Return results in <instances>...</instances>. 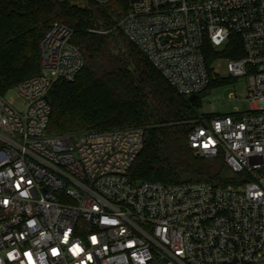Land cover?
<instances>
[{"label":"built area","instance_id":"obj_1","mask_svg":"<svg viewBox=\"0 0 264 264\" xmlns=\"http://www.w3.org/2000/svg\"><path fill=\"white\" fill-rule=\"evenodd\" d=\"M118 26L187 96L210 84L207 44L241 37L244 57L226 59L249 109L202 116L188 135L235 182L133 181L142 127L49 133L54 84L85 66L55 21L40 73L0 93V264H264V0H128Z\"/></svg>","mask_w":264,"mask_h":264},{"label":"trees","instance_id":"obj_2","mask_svg":"<svg viewBox=\"0 0 264 264\" xmlns=\"http://www.w3.org/2000/svg\"><path fill=\"white\" fill-rule=\"evenodd\" d=\"M128 0H0V93L41 70L43 36L55 21L74 29L73 41L83 50L85 66L73 81L58 80L50 94L48 132L80 133L142 127L144 148L130 172L133 181L166 184L235 182L223 156L202 158L188 144V135L202 117L200 96L218 80L211 63L239 59L245 52L234 35L205 55L211 72L206 90L195 100L179 93L118 26Z\"/></svg>","mask_w":264,"mask_h":264},{"label":"rangeland","instance_id":"obj_3","mask_svg":"<svg viewBox=\"0 0 264 264\" xmlns=\"http://www.w3.org/2000/svg\"><path fill=\"white\" fill-rule=\"evenodd\" d=\"M223 48L220 47L216 51ZM211 68L214 79L218 82H215L200 96V115L211 118L218 114H230L237 110L246 111L249 109V103L246 100L248 96L247 77H231L228 60L220 56L211 63ZM14 95L15 91L12 90L7 94V98L12 99Z\"/></svg>","mask_w":264,"mask_h":264},{"label":"water","instance_id":"obj_4","mask_svg":"<svg viewBox=\"0 0 264 264\" xmlns=\"http://www.w3.org/2000/svg\"><path fill=\"white\" fill-rule=\"evenodd\" d=\"M197 98V95H192V96H190V99L193 101V100H195Z\"/></svg>","mask_w":264,"mask_h":264}]
</instances>
